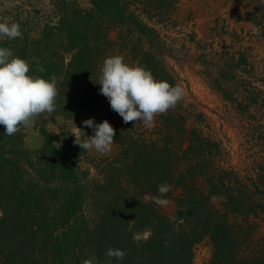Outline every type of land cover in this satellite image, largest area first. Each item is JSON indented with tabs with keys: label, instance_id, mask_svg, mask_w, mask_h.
I'll return each instance as SVG.
<instances>
[{
	"label": "trees",
	"instance_id": "trees-1",
	"mask_svg": "<svg viewBox=\"0 0 264 264\" xmlns=\"http://www.w3.org/2000/svg\"><path fill=\"white\" fill-rule=\"evenodd\" d=\"M166 1L156 7L144 0L140 7L139 0H88L83 7L62 0L57 21L37 32L22 26V37L0 40L30 62L29 75H55L50 121L61 116L82 127L86 119L108 120L118 143L114 155L92 158L75 142L85 134L63 129L56 142L42 128L41 147L30 149L23 127L6 136L0 125V264H194V247L207 237L209 264H264L260 224L245 214L248 187L234 188V170L213 166L219 143L189 129L179 105L151 126L125 124L99 91L103 62L112 54L125 59L131 52L135 66L173 81L155 47L157 25L168 18ZM114 30L121 41L111 37ZM241 54L238 64H247ZM165 182L172 186L166 198L173 213L151 199ZM109 247L126 250L123 261L108 258Z\"/></svg>",
	"mask_w": 264,
	"mask_h": 264
},
{
	"label": "rangeland",
	"instance_id": "rangeland-1",
	"mask_svg": "<svg viewBox=\"0 0 264 264\" xmlns=\"http://www.w3.org/2000/svg\"><path fill=\"white\" fill-rule=\"evenodd\" d=\"M61 1L0 0V22L19 23L21 30L23 26L24 31L37 32L44 23L58 20L56 5ZM139 1L142 7L144 0ZM78 2L83 7L89 3ZM154 2L159 7L160 0ZM164 6L168 18L157 25L160 37L155 47L167 67V77L173 79L166 81L185 90L177 105L188 119V128H198L219 143L213 166L234 170L229 183L234 188L248 187L250 200L245 205L250 212L245 214L258 220L264 243V0H167ZM119 33H111L116 42L121 41ZM241 53L248 58L247 64H238ZM131 59L130 52L124 60L135 66ZM22 127L24 145L30 149L41 147L42 128L56 142L62 140L63 129L92 136L77 121L66 122L61 116L50 121L47 112ZM114 142L107 154L92 149L90 156L114 155L118 151ZM221 201L214 199L216 204ZM162 208L173 213L175 204L169 202ZM212 254L213 244L207 237L194 247V264H209Z\"/></svg>",
	"mask_w": 264,
	"mask_h": 264
},
{
	"label": "clouds",
	"instance_id": "clouds-1",
	"mask_svg": "<svg viewBox=\"0 0 264 264\" xmlns=\"http://www.w3.org/2000/svg\"><path fill=\"white\" fill-rule=\"evenodd\" d=\"M5 37L8 40L22 37L21 25L0 22V40ZM39 71L45 72L46 69L41 66ZM29 72L28 60L15 56L9 47L0 46V125L5 127L6 136L14 135L34 117L51 113L56 108L55 75L45 79L29 75ZM101 72L97 83L102 86L99 91L107 97L111 109L123 118L125 124L137 121L151 126L158 114L175 107L185 95L181 85L155 79L150 70L126 63L122 55L107 57ZM82 124L92 128L93 135H86L83 140L76 136V144L83 150L94 149L101 154L111 151L116 130L108 120L96 123L92 118ZM171 188L167 182L158 185L159 195L152 196V202L166 206L169 203L166 196ZM105 255L123 261L127 253L126 250L109 247ZM82 264H94V261L85 259Z\"/></svg>",
	"mask_w": 264,
	"mask_h": 264
}]
</instances>
